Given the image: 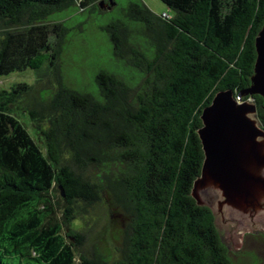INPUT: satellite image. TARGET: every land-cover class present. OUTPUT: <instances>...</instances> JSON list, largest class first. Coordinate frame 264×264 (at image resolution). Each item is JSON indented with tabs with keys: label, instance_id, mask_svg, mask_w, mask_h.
<instances>
[{
	"label": "trees",
	"instance_id": "obj_1",
	"mask_svg": "<svg viewBox=\"0 0 264 264\" xmlns=\"http://www.w3.org/2000/svg\"><path fill=\"white\" fill-rule=\"evenodd\" d=\"M97 1L0 0V79L35 76L0 87V264H234L191 195L197 130L217 91L250 86L264 0H160V14L127 0L99 25L109 58L84 86L61 71L84 22L66 18ZM247 98L264 128L263 98ZM104 197L114 253L77 255L75 210Z\"/></svg>",
	"mask_w": 264,
	"mask_h": 264
},
{
	"label": "water",
	"instance_id": "obj_2",
	"mask_svg": "<svg viewBox=\"0 0 264 264\" xmlns=\"http://www.w3.org/2000/svg\"><path fill=\"white\" fill-rule=\"evenodd\" d=\"M109 2L108 7L114 4ZM255 50L250 86L237 94L231 89L217 91L201 111L197 132L204 156L191 188L199 205L210 208L218 202L234 213L264 210V128L254 101L241 100L254 94L264 100V24L255 38Z\"/></svg>",
	"mask_w": 264,
	"mask_h": 264
},
{
	"label": "rangeland",
	"instance_id": "obj_3",
	"mask_svg": "<svg viewBox=\"0 0 264 264\" xmlns=\"http://www.w3.org/2000/svg\"><path fill=\"white\" fill-rule=\"evenodd\" d=\"M99 2H103L100 11L95 8L88 15L79 11L72 17L66 18L70 22L73 19L76 21L83 19L84 22L78 27V33L71 35L68 49L61 55V71L70 81L77 78L84 86L91 83L94 64L109 58L108 45L100 34L99 25L109 16L107 11L115 15L120 14L121 5H125L127 0H120V4H113L109 9L108 0H98L97 3ZM143 2L157 14L167 10L160 0H143ZM48 77L44 75V81H47ZM16 82L34 84V71L27 69L1 78L0 87L7 89ZM247 100L252 99L247 98ZM209 205L216 215L218 233L234 264H264V210L259 209L251 213L246 208L248 212L234 213L233 209L226 208L218 202ZM75 213L72 228L82 236L77 255L85 254L89 257L101 255L104 258L109 254L112 255L118 244L120 231L116 214H113L107 198L104 197L100 202L89 206L80 205Z\"/></svg>",
	"mask_w": 264,
	"mask_h": 264
}]
</instances>
